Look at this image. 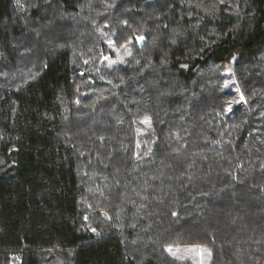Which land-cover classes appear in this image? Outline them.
I'll return each mask as SVG.
<instances>
[{
  "label": "trees",
  "instance_id": "trees-1",
  "mask_svg": "<svg viewBox=\"0 0 264 264\" xmlns=\"http://www.w3.org/2000/svg\"><path fill=\"white\" fill-rule=\"evenodd\" d=\"M188 245L264 264V0H0V264Z\"/></svg>",
  "mask_w": 264,
  "mask_h": 264
},
{
  "label": "rangeland",
  "instance_id": "rangeland-1",
  "mask_svg": "<svg viewBox=\"0 0 264 264\" xmlns=\"http://www.w3.org/2000/svg\"><path fill=\"white\" fill-rule=\"evenodd\" d=\"M55 12L57 13L58 11L55 10V8L54 9L51 8L49 10L48 14L49 15H55ZM62 33H64L62 35L63 37L62 36L58 37V38H61V40L67 38V36H68V35H66V32H62ZM54 37H56V36H54ZM47 40H48V38H47ZM140 41H142V40H140ZM48 44H49L48 41H45L42 43H37L38 52L40 50L42 52V54H45L48 51ZM37 62H38L37 57L32 58V64H36ZM227 73H229V71ZM229 87L232 88V90L234 89L233 85L229 86ZM240 99L241 98L239 97V99L235 98V99L231 100L230 101L231 106L234 107V106L240 105V103H241ZM170 249H171L170 257L177 260V261L185 259V260L192 262L193 264H208V262L210 261V257L208 255V252H205L203 250V248H201V247H195V246L188 245V246H175V247L170 248ZM172 253H175V255H173ZM14 257L15 256H11L10 259H13ZM47 260L45 261V264L50 263V262H47ZM68 261H69L68 259H66V262H65V260L54 261L52 264H69Z\"/></svg>",
  "mask_w": 264,
  "mask_h": 264
},
{
  "label": "snow or ice",
  "instance_id": "snow-or-ice-1",
  "mask_svg": "<svg viewBox=\"0 0 264 264\" xmlns=\"http://www.w3.org/2000/svg\"><path fill=\"white\" fill-rule=\"evenodd\" d=\"M125 24H127V21L124 22ZM138 40H143V36H140L137 38ZM129 55H131V53L129 52ZM235 59V58H234ZM238 90V89H237ZM230 110V109H229ZM173 215H176V213H173ZM93 231H95V229H93ZM169 252H171V249L168 250ZM173 255H175V253H172ZM209 257L211 256V253H208Z\"/></svg>",
  "mask_w": 264,
  "mask_h": 264
},
{
  "label": "water",
  "instance_id": "water-1",
  "mask_svg": "<svg viewBox=\"0 0 264 264\" xmlns=\"http://www.w3.org/2000/svg\"><path fill=\"white\" fill-rule=\"evenodd\" d=\"M102 216L105 217L106 220H108V217L105 213H103Z\"/></svg>",
  "mask_w": 264,
  "mask_h": 264
}]
</instances>
